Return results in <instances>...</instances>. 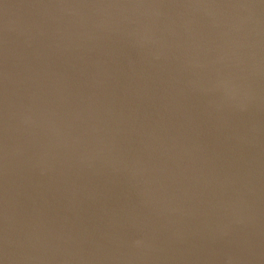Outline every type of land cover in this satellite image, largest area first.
<instances>
[{
	"label": "water",
	"instance_id": "95a60500",
	"mask_svg": "<svg viewBox=\"0 0 264 264\" xmlns=\"http://www.w3.org/2000/svg\"><path fill=\"white\" fill-rule=\"evenodd\" d=\"M0 264H264V0H0Z\"/></svg>",
	"mask_w": 264,
	"mask_h": 264
}]
</instances>
